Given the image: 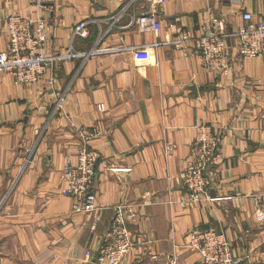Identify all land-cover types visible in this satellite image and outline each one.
Instances as JSON below:
<instances>
[{"label": "crops", "instance_id": "0c3cea01", "mask_svg": "<svg viewBox=\"0 0 264 264\" xmlns=\"http://www.w3.org/2000/svg\"><path fill=\"white\" fill-rule=\"evenodd\" d=\"M246 10L260 17L264 0H48L41 12L0 0V51L10 13L46 18L50 53L66 51L85 19L89 35L71 50L101 51L59 61L28 86L0 72V264H90L84 252L99 247L118 205H139L134 247L120 264H201L184 247L196 227L223 233L236 264H264V55L243 58L229 39L230 69L216 78L202 57L168 44L184 29L228 33ZM145 12L161 24L157 34L135 25ZM71 122L98 132L84 135L97 156L94 229V214L73 212L60 193L62 167L77 162L83 140ZM203 124L222 133L208 175L216 200L187 204L181 172Z\"/></svg>", "mask_w": 264, "mask_h": 264}, {"label": "built area", "instance_id": "2783aa9c", "mask_svg": "<svg viewBox=\"0 0 264 264\" xmlns=\"http://www.w3.org/2000/svg\"><path fill=\"white\" fill-rule=\"evenodd\" d=\"M36 10L47 8L48 0H27ZM236 1V0H235ZM238 1V0H237ZM162 2V0H161ZM242 23L228 33H218L211 30L207 34L194 37L186 29L182 30L176 39L169 40L168 44L179 49L184 55H199L204 62V69L214 77L226 75L229 71L230 45L229 39L235 40V51L243 58L264 55V12L258 18L253 17L250 11L240 14ZM214 23L216 21L212 20ZM221 25V21H216ZM140 32L160 31L161 24L153 12H145L134 20ZM89 22L85 19L74 23L70 36V46L66 51L58 53L47 52L46 41L52 32L50 22L44 17L32 18L15 13L5 19V28L8 37V50L0 51V72L11 76L17 86H28L39 81L48 67L59 61L74 58H87L90 54L100 53V49H93L88 53L73 52L72 43L76 38H87ZM159 44V43H156ZM166 44V43H165ZM53 76L49 83H53ZM100 110L103 105H98ZM75 133L83 140L77 150V162L74 165L65 163L61 171L63 188L60 193L73 199L72 211L84 214H94L91 229H94L98 215L96 198L90 193L95 175L96 153L90 151L86 142V132L91 137L98 132L95 127L87 130L80 125L70 123ZM196 135L190 145V153L186 167L181 172L183 188L187 196L186 203L216 200L208 195L211 170L217 166L221 158L220 143L222 133L212 126L196 125ZM86 134V135H87ZM261 196H255L256 203ZM138 206H116L114 216L109 227L103 233L96 251L86 250L83 260L90 264H120L134 247L133 233L130 226L138 221ZM262 219L263 215L258 214ZM184 247L197 253L201 264H236L232 255V247L224 234L213 227H196L185 236ZM171 262L170 264H174ZM238 264V263H237ZM241 264V263H240ZM243 264H250L248 262ZM263 264V263H255Z\"/></svg>", "mask_w": 264, "mask_h": 264}]
</instances>
